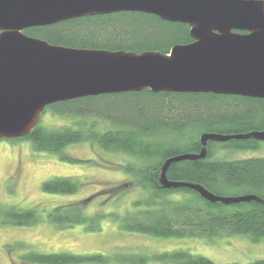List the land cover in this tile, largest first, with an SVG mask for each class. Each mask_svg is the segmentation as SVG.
<instances>
[{
  "label": "trees",
  "instance_id": "1",
  "mask_svg": "<svg viewBox=\"0 0 264 264\" xmlns=\"http://www.w3.org/2000/svg\"><path fill=\"white\" fill-rule=\"evenodd\" d=\"M191 26L164 20L141 11L92 14L24 29L29 36L51 44L79 49L142 53H170L177 44L194 41ZM1 32V31H0ZM53 113L75 115L77 127L49 128L38 123L29 139L36 151L54 153L62 160L79 161L64 151L67 145L89 142L92 146L133 159L117 164L135 183L141 195L125 213L99 210L88 213L92 196L45 208L0 204V225L33 226L48 221L59 229L85 225L99 231L110 218L123 230L163 237L247 235L264 239V202L225 204L204 198L188 186L166 188L160 177L165 161L182 154H200L204 133L248 134L264 130V98L213 92H154L150 89L89 95L48 105ZM105 123L107 127L101 126ZM264 141L254 137L209 140L205 158L173 162L167 178L199 184L219 196L254 194L264 199V156L237 159L216 158L214 147L259 149ZM48 193L75 194L81 183L55 176L42 182ZM110 189V188H107ZM127 195L122 190L109 199ZM217 264L186 249L154 253L23 252L19 264ZM248 264H264V258Z\"/></svg>",
  "mask_w": 264,
  "mask_h": 264
},
{
  "label": "water",
  "instance_id": "2",
  "mask_svg": "<svg viewBox=\"0 0 264 264\" xmlns=\"http://www.w3.org/2000/svg\"><path fill=\"white\" fill-rule=\"evenodd\" d=\"M141 11L191 26L194 41L170 53L79 49L29 36L24 29L92 14ZM0 137L27 135L44 109L74 98L141 91L213 92L264 98V0H0ZM254 137L204 133L200 154L165 161L161 183L188 186L225 204L260 201L254 194L219 196L167 178L185 158H205L207 142Z\"/></svg>",
  "mask_w": 264,
  "mask_h": 264
},
{
  "label": "rangeland",
  "instance_id": "3",
  "mask_svg": "<svg viewBox=\"0 0 264 264\" xmlns=\"http://www.w3.org/2000/svg\"><path fill=\"white\" fill-rule=\"evenodd\" d=\"M79 119V118H78ZM75 115L45 111L39 123L49 128H76ZM79 121V120H78ZM102 128L107 127L105 123ZM79 161L62 160L57 154L36 151L29 139H0V204L23 208H45L46 218L52 207L92 196L88 213L118 210L125 213L141 195L135 183L117 166L133 159L124 154L105 151L83 141L64 149ZM216 158H247L264 156V142L259 149H227L215 146ZM55 176L70 177L81 183L75 194H55L43 190L42 182ZM110 188V189H107ZM127 190L120 199H109ZM186 249L206 256L217 264H248L264 258V239L254 242L247 235L234 234L204 237H163L123 230L119 223L107 218L99 231H89L85 225L59 229L46 221L33 226L0 225V264H19L23 252L74 253H154ZM149 264H162L151 262Z\"/></svg>",
  "mask_w": 264,
  "mask_h": 264
}]
</instances>
